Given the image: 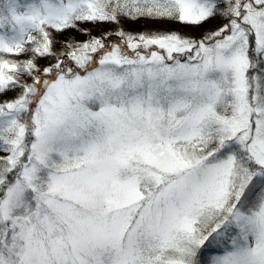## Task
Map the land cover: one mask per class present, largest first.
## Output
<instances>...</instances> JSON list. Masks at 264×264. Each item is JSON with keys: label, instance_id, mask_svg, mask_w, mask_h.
<instances>
[{"label": "snow or ice", "instance_id": "obj_1", "mask_svg": "<svg viewBox=\"0 0 264 264\" xmlns=\"http://www.w3.org/2000/svg\"><path fill=\"white\" fill-rule=\"evenodd\" d=\"M0 264H264V0H0Z\"/></svg>", "mask_w": 264, "mask_h": 264}, {"label": "rangeland", "instance_id": "obj_2", "mask_svg": "<svg viewBox=\"0 0 264 264\" xmlns=\"http://www.w3.org/2000/svg\"><path fill=\"white\" fill-rule=\"evenodd\" d=\"M127 30L129 31H143L144 30V24L143 22L141 23H134V24H129L125 26ZM153 27H161V25H154Z\"/></svg>", "mask_w": 264, "mask_h": 264}, {"label": "trees", "instance_id": "obj_3", "mask_svg": "<svg viewBox=\"0 0 264 264\" xmlns=\"http://www.w3.org/2000/svg\"><path fill=\"white\" fill-rule=\"evenodd\" d=\"M86 38V37H85Z\"/></svg>", "mask_w": 264, "mask_h": 264}]
</instances>
